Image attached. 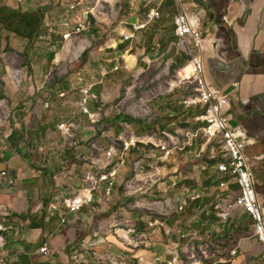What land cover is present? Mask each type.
Masks as SVG:
<instances>
[{
	"label": "crops",
	"instance_id": "0c3cea01",
	"mask_svg": "<svg viewBox=\"0 0 264 264\" xmlns=\"http://www.w3.org/2000/svg\"><path fill=\"white\" fill-rule=\"evenodd\" d=\"M45 1L7 0V6L17 5V9L29 11L32 4L44 7ZM67 1L83 4V0ZM129 4L136 14L134 26L146 25L149 7L143 1L133 5V0H129ZM156 4L161 7L162 19L137 34L150 33L152 38H159L153 50L160 52L168 39L172 45L180 41L175 25L178 7L174 0H157ZM187 4L199 16L202 27L201 48L192 38L189 48L201 57L207 83L230 98V126L243 128L249 138L242 154L251 163L256 193L264 207V0H187ZM226 17L233 20L232 25L225 23ZM46 104L49 103L40 109L42 112L46 111ZM36 113L21 130L14 126L0 135V206L11 214L5 230H0V264H74L79 258L85 262L91 256L99 264L113 258L135 260L138 264H166L176 253L187 263V259L199 257L200 248L208 255L202 264H264L263 247L255 237L252 220L237 208L227 210L239 195L234 181L216 171L211 175L198 173V188L189 176H171L162 182L169 184L166 186L160 184L159 178L139 175L135 182L139 188L147 179L152 182L149 192L153 196L163 192L176 199L175 203L168 202L172 219L161 218L166 227L152 229L150 220L139 218V225L148 222L152 230V238L146 241L133 239V231H119L117 237L104 232L107 220L101 221V213L106 208L108 181L100 179L112 172L107 174L105 170L113 169L112 160L106 155L108 162L100 161L99 167L94 162L92 166L82 165L78 160H82L83 153L73 142L65 138V143L38 142L37 131L44 128L38 127ZM146 147L137 148L144 156L135 164L143 169L158 164L162 154L160 149L147 153ZM176 152L177 149L173 158ZM94 170L100 172L95 174ZM90 173L99 180L94 201L80 212H71L66 200L88 194L85 181ZM222 183L224 187H220ZM190 185L202 195L194 203H187L185 198ZM180 207L184 210L179 211ZM161 236H165L164 240ZM45 246L48 255L40 251Z\"/></svg>",
	"mask_w": 264,
	"mask_h": 264
},
{
	"label": "rangeland",
	"instance_id": "374dc122",
	"mask_svg": "<svg viewBox=\"0 0 264 264\" xmlns=\"http://www.w3.org/2000/svg\"><path fill=\"white\" fill-rule=\"evenodd\" d=\"M65 1L46 0L42 8H37L36 3L32 10L23 11L42 10L45 14L43 27L32 40L0 31V135L14 126L21 130L37 112L38 127L44 128L37 131L38 142L65 143L66 139L83 153L80 164L92 166L94 162L97 167L100 161L108 162L106 154L111 148L115 159L110 160V166L120 164L124 142L134 137L148 138L156 144L166 142L174 148L166 135L169 134L179 145L187 143L184 151L177 149L174 158L172 154L169 160H160L153 167L136 166L144 156L139 149L128 153L131 157L127 165H119L122 168L114 191L101 213V221L107 220L102 229L112 232L113 237L119 231H133V239L146 241L152 238V230L148 222L141 226L137 220L172 219L168 207L176 199L163 192L153 196L149 192L152 182L147 179L140 190L135 185L136 178L157 174L155 180L159 178L161 185L169 186L162 182L183 175L193 177L191 183L198 188V173L211 175L216 171L219 140L209 142L200 131L203 124L197 116L202 107L187 105L198 98L195 78L185 82L181 78L195 52L188 49L186 53L180 41L172 45L169 39L160 52L153 50L160 39L152 38L150 33H136L135 40L125 42V36L134 32L136 24L129 0H84L79 7ZM71 6L76 10H70ZM0 7H8L7 0H0ZM14 7L8 8L21 10ZM85 18L89 19L88 28L78 33V25ZM85 86L91 87L96 97L89 104L91 116L83 113L81 107V89ZM45 103L49 104L42 112ZM62 125L72 126L71 135L63 134ZM145 146L147 153L154 148L152 144ZM161 153L160 158L164 154ZM113 169L105 170L109 174ZM99 172L94 170L95 174ZM161 238L164 240L165 236ZM91 257L87 262L79 258L74 264H99ZM123 263L138 264L122 258L105 262Z\"/></svg>",
	"mask_w": 264,
	"mask_h": 264
},
{
	"label": "built area",
	"instance_id": "2783aa9c",
	"mask_svg": "<svg viewBox=\"0 0 264 264\" xmlns=\"http://www.w3.org/2000/svg\"><path fill=\"white\" fill-rule=\"evenodd\" d=\"M143 1L147 7H149V12L147 16V24L134 26V32L131 35L125 36V41L130 42L135 40L136 33L145 29L148 25H152L158 20L162 19L163 14L160 5L156 4L157 0H133V5L137 2ZM177 7L178 13L175 17L176 34L180 39L181 47L188 53L189 39L192 38L195 42L197 48H201L202 42V27L199 16L197 13L193 12L187 4V0H174ZM84 0L82 1V3ZM79 4H77L78 6ZM81 6V4L79 5ZM70 10L75 11L76 7L71 6ZM225 23L227 25H232L233 20L225 18ZM89 25V19L85 18V21L78 25V33H82L87 30ZM70 38V36H68ZM67 39V38H66ZM191 66L195 68L194 78L197 82V94L198 98L196 100L188 101V107L201 106L202 111L197 116V121L203 124L200 131L204 134V137L209 142L219 140L220 153L217 157V165L215 166L216 172L220 175L227 176L232 179L238 190V197L232 205L227 206V210L230 211L233 208H237L243 213H245L253 222L254 234L258 241L263 247L262 260L264 261V207L259 202L256 189L255 180L251 173V163L242 154L245 146L249 144V138L241 127H231L230 126V115L228 114V108L230 105V98L223 94L222 91L214 88L212 85L207 83L204 77V69L202 64V59L199 55L195 53L192 56ZM81 107L83 113L91 116V111L89 109V104L96 99L92 94L91 87H82L81 89ZM45 107H48L46 104ZM72 126L62 125L60 130L64 135H71ZM170 142L174 143V148H170L168 143H155L148 138H131L129 141H125L123 144V151L120 155L121 162L117 166H114L113 171L109 175H104L101 177L100 181H108V186L106 189V200L109 201L110 197L115 188L116 177L119 173V165H125L128 153L133 149H137L141 145H154L155 148L151 149V153L156 152V149H160L164 154L160 158L163 162L169 160L175 149L184 151L188 144H178L175 139L166 134ZM190 133H188V136ZM192 139H190L191 141ZM113 150L110 149L107 152V157L109 160H113ZM138 167V165H137ZM141 169V167H140ZM204 170V168H203ZM153 174L149 177H156ZM86 189L88 194L78 195L73 198L66 200V204L71 212H80L86 205L93 203L94 201V191L99 187V180L95 178L93 174H89L85 181ZM220 187H224V183L220 184ZM202 197L201 193L195 187H190L185 192V198L187 203H194L200 200ZM156 206V204L154 205ZM184 207H180L179 211H183ZM11 217L9 211L4 207L0 206V230L4 231V224ZM225 219V218H224ZM223 219V220H224ZM150 227L152 229H163L166 227L165 222L161 219H155L150 221ZM41 253L48 255L49 250L47 246L41 248ZM199 257L196 259L193 257L191 260L187 259V263L181 260V255L176 253L173 255L172 259L166 264H202L203 260H206L208 255L202 248L198 249ZM215 253L218 251L215 249ZM235 254V253H234Z\"/></svg>",
	"mask_w": 264,
	"mask_h": 264
},
{
	"label": "trees",
	"instance_id": "16d2710c",
	"mask_svg": "<svg viewBox=\"0 0 264 264\" xmlns=\"http://www.w3.org/2000/svg\"><path fill=\"white\" fill-rule=\"evenodd\" d=\"M44 11L23 12L8 7H0V31L4 30L19 38L34 39L44 24ZM87 53L84 54V57ZM12 138L15 135L12 134Z\"/></svg>",
	"mask_w": 264,
	"mask_h": 264
},
{
	"label": "bare ground",
	"instance_id": "6f19581e",
	"mask_svg": "<svg viewBox=\"0 0 264 264\" xmlns=\"http://www.w3.org/2000/svg\"><path fill=\"white\" fill-rule=\"evenodd\" d=\"M195 75V68L191 65H189L185 71L182 73V76L185 77H181L182 78V82L184 81H190L194 78ZM188 77V78H187Z\"/></svg>",
	"mask_w": 264,
	"mask_h": 264
}]
</instances>
